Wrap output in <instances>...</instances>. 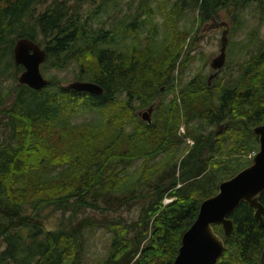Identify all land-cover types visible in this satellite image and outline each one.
Listing matches in <instances>:
<instances>
[{
  "label": "trees",
  "instance_id": "16d2710c",
  "mask_svg": "<svg viewBox=\"0 0 264 264\" xmlns=\"http://www.w3.org/2000/svg\"><path fill=\"white\" fill-rule=\"evenodd\" d=\"M151 1L0 0V264H84L96 226L110 238L89 264H173L203 199L250 163H236L238 154L258 151L264 0L161 3L164 33ZM248 6L260 25L230 40L249 50L239 69L210 82L196 76L156 102L161 85L151 75L166 71L165 82L174 84L175 16L192 7L203 21L227 8L234 35ZM20 36L45 48L42 69L75 62L76 77L99 83L103 93L67 88L55 74L39 89L18 83L22 65L12 47ZM152 104L151 120L142 119L137 109ZM83 113L90 116L76 120ZM206 123L216 127L205 131ZM166 196L173 199L165 203ZM136 202L140 212L127 219L121 211ZM48 207L62 212L54 227L46 223ZM231 218L230 235L214 224L225 241L215 264H262L264 225L255 207L242 201Z\"/></svg>",
  "mask_w": 264,
  "mask_h": 264
},
{
  "label": "water",
  "instance_id": "95a60500",
  "mask_svg": "<svg viewBox=\"0 0 264 264\" xmlns=\"http://www.w3.org/2000/svg\"><path fill=\"white\" fill-rule=\"evenodd\" d=\"M223 26L220 52L212 58L211 65L216 72L226 61V47L229 25L227 21L217 22ZM12 57L22 65L17 74V82L39 89L48 83L40 69L46 58V50L34 39L17 37L12 47ZM67 88L102 94L104 88L97 82L85 79H72L64 84ZM153 104L145 111H139L142 119L151 120ZM259 137V149L251 162L219 183L217 192L206 197L200 204L198 214L182 235L181 245L173 264H215L225 248L223 237L215 230L214 224H222L224 234L234 230L231 214L242 201L255 207V217L264 225V205L260 193L264 191V122L254 127ZM264 264V249L261 255Z\"/></svg>",
  "mask_w": 264,
  "mask_h": 264
},
{
  "label": "rangeland",
  "instance_id": "374dc122",
  "mask_svg": "<svg viewBox=\"0 0 264 264\" xmlns=\"http://www.w3.org/2000/svg\"><path fill=\"white\" fill-rule=\"evenodd\" d=\"M122 1L124 6L129 0ZM175 1L176 0L151 1L153 9L157 11L153 22L157 23L163 33L167 31V27L165 24L164 15L162 14L163 10H161L162 8L160 7V5L161 3H163V5L165 4L167 6H170ZM135 5L136 3H133V7ZM243 9L244 10L242 11V18L244 20V25H242L234 35H231L229 31L226 47V61L219 73L221 76L225 74L228 75L232 71L236 72L239 69L241 61L249 54V50L247 48L240 49L239 44L233 45L232 43L231 45H229L230 40H242L244 37H246V32L250 27L260 25L258 14L254 11L253 6H248ZM175 17H177L176 28L179 30V32L175 34V36L177 37L178 41H181V43L179 46L180 56L177 58L174 67L169 70L168 78L172 79L174 77V84L165 82L166 71L156 72L152 74L151 76L154 77V79L151 82H155L157 85H161L160 93L155 98L156 102L161 99L164 101L170 100L174 95H176L177 91L185 87L196 76H202L207 79L209 75L213 71H215V69L211 65V61L212 58H214L220 52L221 47L223 26L218 24L217 22L222 20L228 21L231 30L232 15L227 8H222L218 16L204 19L203 21H199L198 9H194L192 7H187L186 9H184L182 15H177ZM260 27V33L264 35V25H260ZM146 30L148 31L150 29L146 28ZM41 65L40 69L45 77H49L50 74H55L57 76L58 82L62 85L72 79L78 78L76 76L79 68L75 62H70L65 67L58 70H45L42 69ZM217 74L214 75V77H216ZM7 82L9 83L11 82V80L8 79L7 81H5V83ZM149 106L150 105L141 107L137 109V112L145 111ZM89 116L90 114L87 113L79 114L78 116H76V120L81 121L85 118H88ZM214 127H216V125L206 123L205 131H209ZM180 131H186V126L184 125V123L180 126ZM186 140L190 143L194 142L191 137H188ZM254 154V151L238 154L236 157L239 158L236 163L247 164L248 162H251ZM172 199V197L166 196L164 198V202L168 203ZM140 202L142 203V200ZM140 202H136L128 210H122L121 214L127 219L135 217L137 215L136 213L140 212ZM44 212L48 214L46 219L47 226H56V221L62 216V212L58 209H52L49 207L45 208ZM66 214L67 212H65L64 215ZM109 238L110 232L103 226H96L90 229L88 236V254L84 264L95 263L94 256L98 251H102L107 246Z\"/></svg>",
  "mask_w": 264,
  "mask_h": 264
},
{
  "label": "flooded vegetation",
  "instance_id": "af4514ba",
  "mask_svg": "<svg viewBox=\"0 0 264 264\" xmlns=\"http://www.w3.org/2000/svg\"><path fill=\"white\" fill-rule=\"evenodd\" d=\"M222 67H223V66H222ZM222 67H221V68L218 70V72H217V73H220V70L222 69ZM214 69H215V68H214ZM215 72H216V69H215V71H213V72H212V73L209 75V77H208V81H209V82L211 81V78H213V77H214V76H213V77H211V75H213ZM217 73H216V74H217ZM216 74H215V75H216ZM261 123H263V122H261Z\"/></svg>",
  "mask_w": 264,
  "mask_h": 264
}]
</instances>
